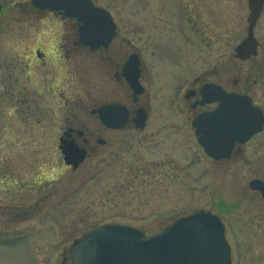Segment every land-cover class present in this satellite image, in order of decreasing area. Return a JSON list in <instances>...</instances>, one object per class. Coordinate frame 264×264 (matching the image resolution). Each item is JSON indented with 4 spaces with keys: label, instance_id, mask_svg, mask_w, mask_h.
<instances>
[{
    "label": "rangeland",
    "instance_id": "rangeland-1",
    "mask_svg": "<svg viewBox=\"0 0 264 264\" xmlns=\"http://www.w3.org/2000/svg\"><path fill=\"white\" fill-rule=\"evenodd\" d=\"M94 1L117 22L111 47L138 48L151 71L142 94L149 125L104 134L109 143L97 159L87 157L77 172L66 168L50 127L59 120L52 91L69 97V89L51 85L50 65L28 59L31 49L56 44L65 24L30 0H0V264H72L71 244L95 224L150 235L198 208L223 218L234 263L264 264V211L241 194L250 167L206 161L179 98L201 70L232 60L247 0ZM79 59L80 76L69 84L86 96L90 60L86 53ZM249 238L256 242L243 241Z\"/></svg>",
    "mask_w": 264,
    "mask_h": 264
},
{
    "label": "flooded vegetation",
    "instance_id": "flooded-vegetation-1",
    "mask_svg": "<svg viewBox=\"0 0 264 264\" xmlns=\"http://www.w3.org/2000/svg\"><path fill=\"white\" fill-rule=\"evenodd\" d=\"M34 9L39 13L46 12L56 16L65 24L66 34L61 33L56 44L44 47V50L31 49L28 59L44 67L50 65L48 72L51 85L63 81L69 89V97L60 95L59 90L52 91L59 120L50 128H53L57 135V145L61 142L64 145L72 143L84 150L85 157L77 165L80 167L87 157L92 160L99 157L101 148L109 143L104 134L111 135L112 131L124 129L141 130L149 125L151 107L148 95L145 100L142 99L149 69L138 48L128 52L123 42L111 47L117 27L109 44L93 48L81 42L80 22L77 18L66 15L63 10ZM247 9L246 25L243 27L242 37L232 48V60L226 62L223 59L216 65L201 70L187 81L179 98L184 109L183 116L189 122L194 141L203 158L220 165L247 164L251 177L245 187H242L241 194H248L258 205L256 209L264 211V192L261 188V184H264V0L252 27L253 39L249 41L250 46L246 47L244 52H239L237 46L249 33L248 19L252 13L250 0H247ZM84 53L90 60V70L87 69L91 94L88 92L86 96H77V91L75 92L69 83H75V79L79 78L83 65L79 63V57ZM211 71H214V74H210ZM149 73L151 75V71ZM177 88L176 86L170 95L173 107L176 106ZM94 90L96 93L92 94ZM237 96L240 98L235 99ZM240 99L243 100V107L240 106ZM23 101L27 102V99ZM108 104L121 105L124 109L126 118L122 126H109L100 118V108ZM30 105L31 103L28 104L29 107ZM249 106L253 108V113L248 122L257 121L259 130L256 132L236 128L240 125L248 128L247 121L241 120L239 114L249 112ZM217 108L219 109L216 113H211ZM174 112V115H178L177 111ZM198 116H201L202 129L199 134L193 124ZM180 117L182 118V114ZM198 137H201L202 144L198 142ZM60 155L66 168L78 171L74 170L77 167L65 164L61 152ZM23 207L26 208L23 211L27 212L29 207ZM221 219L223 221L222 217ZM237 241V244H240V239ZM243 241L251 245L252 241L256 242L250 238ZM229 245L231 247L230 243ZM232 253L231 247V264H238L234 263Z\"/></svg>",
    "mask_w": 264,
    "mask_h": 264
},
{
    "label": "water",
    "instance_id": "water-1",
    "mask_svg": "<svg viewBox=\"0 0 264 264\" xmlns=\"http://www.w3.org/2000/svg\"><path fill=\"white\" fill-rule=\"evenodd\" d=\"M31 2L41 9H64L65 14L76 17L81 23V41L92 47L107 44L114 34V24L109 14L101 8L94 9L90 0ZM262 2L263 0H250L252 13L248 19L249 33L237 46L239 52H244L250 46L249 41L253 39L252 27ZM240 106L243 107L241 99ZM247 110L249 112L240 113L239 117L247 121L248 128L242 125L236 128L254 132L258 123L248 122L253 110L249 107ZM124 117L125 113L115 106L107 107L103 114L106 124L115 127H120L125 122ZM197 126H200V132V121ZM201 140L199 137V141ZM60 148L67 163L76 164L84 155L83 150L74 145H60ZM71 258L74 264H230L229 245L224 237L223 224L217 215L204 210L180 217L163 232L150 236L127 225H97L73 243Z\"/></svg>",
    "mask_w": 264,
    "mask_h": 264
},
{
    "label": "bare ground",
    "instance_id": "bare-ground-1",
    "mask_svg": "<svg viewBox=\"0 0 264 264\" xmlns=\"http://www.w3.org/2000/svg\"><path fill=\"white\" fill-rule=\"evenodd\" d=\"M72 264H73V260H72Z\"/></svg>",
    "mask_w": 264,
    "mask_h": 264
}]
</instances>
